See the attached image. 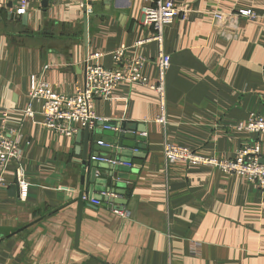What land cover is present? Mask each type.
<instances>
[{"label":"crops","instance_id":"crops-1","mask_svg":"<svg viewBox=\"0 0 264 264\" xmlns=\"http://www.w3.org/2000/svg\"><path fill=\"white\" fill-rule=\"evenodd\" d=\"M45 1L28 0L20 12L19 0H0V113L22 131L21 159L8 166V185L0 189V263L264 264V191L215 168L168 166L162 154L169 142L233 159L258 139L264 159V135L237 130L250 114L264 118V0H173L190 13L164 30L167 123L155 122L157 97L145 87L123 83L112 100L94 102L99 119L144 139L141 157H132L138 164L129 167L136 171L133 180L110 178L98 187L116 182L125 195L115 199L123 204L99 206L87 199L89 181L81 185L91 169L90 162L81 165L83 136L48 131L38 114L24 119L29 79L41 76L56 93L72 94L85 84L87 55L101 54L100 63L112 68L115 50L153 61L157 47H135L151 34L141 22L142 0H86V39L83 0ZM238 10L261 18L238 20L232 28L209 15ZM11 15H26V21ZM144 74L155 79L154 65L147 64ZM31 108L40 111L37 103ZM17 167L28 183L21 197L10 189ZM82 191L76 240L75 200Z\"/></svg>","mask_w":264,"mask_h":264},{"label":"built area","instance_id":"built-area-1","mask_svg":"<svg viewBox=\"0 0 264 264\" xmlns=\"http://www.w3.org/2000/svg\"><path fill=\"white\" fill-rule=\"evenodd\" d=\"M142 24L151 29L147 39L139 41L135 47L146 43H154L157 47L155 60L145 57L128 55L125 49H118L111 53L114 67H104L100 60L101 54L87 55L84 61L85 84L72 94H61L53 91L51 86L42 80L41 76H32L29 79L28 98L30 104L23 111L24 119L33 120L35 115L41 117L39 125L57 135L73 137L77 132L88 126L94 128L97 122H104L95 115L94 102L97 99L112 100V93L123 83L145 87L156 94L157 114L155 122L161 125L167 123L166 72L170 65V56L164 49V30L176 19L185 21L190 13L187 6H176L173 0H142ZM28 0H19L20 12L27 9ZM83 8V4H82ZM210 17L216 25L235 27L238 20L256 21L261 18L251 10H238L230 13L211 12ZM147 64L154 65L157 75L150 80L144 74ZM40 105V111L35 113L31 104ZM106 129V128H105ZM237 130H244L260 137L264 135V118L250 114L248 119L237 125ZM22 139L21 127H12L8 124V113H0V189L7 187V168L13 162H18L22 156L20 142ZM99 145H103L99 143ZM163 158L169 166L174 163H183L187 166H205L219 170L225 175L242 177L246 182L255 185L264 191V165L260 163V142L254 139L252 143L240 147L233 159L214 158L203 156L189 148L165 142L162 148ZM98 161V160H96ZM98 162H108L100 160ZM130 167V164H119ZM20 197L25 195L28 183L19 167L15 170ZM107 195L106 197H109ZM114 197V196H112ZM84 199V198H83ZM99 206L101 202L90 200ZM1 264V263H0Z\"/></svg>","mask_w":264,"mask_h":264},{"label":"water","instance_id":"water-1","mask_svg":"<svg viewBox=\"0 0 264 264\" xmlns=\"http://www.w3.org/2000/svg\"><path fill=\"white\" fill-rule=\"evenodd\" d=\"M49 1L46 0L45 3ZM83 31L84 39L87 38V5L86 0H83ZM13 19H21L23 23L26 21V15L19 17L18 15H11ZM95 129L91 130L88 126L84 127L83 130L77 132V137L83 136V143L81 147V165L83 167L87 166V163L90 162V171L88 175H83L81 177V185H84V181H89L90 185L87 187L86 192L88 193L87 199L94 201H104L105 203H114V204H123L119 202L118 199H115L118 195H125V191L122 189H115L116 182L111 183L110 189L106 187L98 188L106 185L107 179L116 178L117 181L120 180H133L135 170H131L128 167L123 165H113V162H118L119 164H138L135 161H132V157H141L139 150L142 148L141 143H144L143 137L140 135L133 136L129 134L128 130H133L132 128L126 127L125 125H117L114 123H104L97 122ZM103 128V129H102ZM106 128V129H105ZM133 132V131H132ZM138 134L144 133L143 130H137ZM99 143L103 145H99ZM128 148L132 151H124L121 149ZM107 154V157H102L101 154ZM109 155V156H108ZM116 155H121L118 157ZM96 160H104L106 162H98ZM260 163L264 165V159L260 160ZM101 170V173L98 175V171ZM132 173L131 175H129ZM86 185V184H85ZM11 191L19 197L20 189L16 179H14V185L10 187ZM84 192L79 193L75 202L78 205V214H77V225H76V240L78 236L80 213L82 208V201L84 197ZM100 194H107L110 197H102ZM114 196V197H112Z\"/></svg>","mask_w":264,"mask_h":264}]
</instances>
